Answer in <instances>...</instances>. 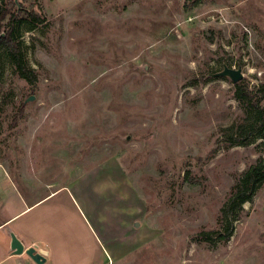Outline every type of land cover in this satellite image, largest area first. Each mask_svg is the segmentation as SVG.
I'll use <instances>...</instances> for the list:
<instances>
[{"label": "rangeland", "instance_id": "obj_1", "mask_svg": "<svg viewBox=\"0 0 264 264\" xmlns=\"http://www.w3.org/2000/svg\"><path fill=\"white\" fill-rule=\"evenodd\" d=\"M17 3L46 23L19 39L35 81L2 57L0 172L35 199L63 188L27 230L46 264H264V184L228 241L205 235L264 160V138L228 147L245 111L216 76L264 85V0Z\"/></svg>", "mask_w": 264, "mask_h": 264}, {"label": "trees", "instance_id": "obj_2", "mask_svg": "<svg viewBox=\"0 0 264 264\" xmlns=\"http://www.w3.org/2000/svg\"><path fill=\"white\" fill-rule=\"evenodd\" d=\"M46 18L38 11L28 10L11 0L0 9V78L2 75V57L15 67L23 80L33 82L37 76L29 68L20 42L21 31L27 24L30 29L44 25ZM4 52V54H3ZM235 99L244 108V118L224 130L229 148L248 146L255 138H264V85L251 90L243 81L235 84ZM264 184V160L252 164L238 179L230 197L221 210L222 230L205 234L228 241L234 233V220L243 211V205L252 200L258 189ZM235 215L234 217H232Z\"/></svg>", "mask_w": 264, "mask_h": 264}, {"label": "crops", "instance_id": "obj_3", "mask_svg": "<svg viewBox=\"0 0 264 264\" xmlns=\"http://www.w3.org/2000/svg\"><path fill=\"white\" fill-rule=\"evenodd\" d=\"M61 189L63 188L52 191L40 199H35L30 195L26 196L21 191L14 175L4 171L0 172V264L33 263L32 260L26 262L24 257L27 254L25 253L13 255L11 252L10 232H13L21 240L25 249L35 247L38 253L40 251L47 252L48 256H45V264L48 262L50 252L45 248L47 247L46 243L41 241L44 239L32 237L28 231L30 232L33 229V224L36 220L31 218V215L36 213L44 200L55 195ZM30 197L34 200H30ZM28 216L30 218L21 224V221ZM42 245L44 247H40Z\"/></svg>", "mask_w": 264, "mask_h": 264}, {"label": "water", "instance_id": "obj_4", "mask_svg": "<svg viewBox=\"0 0 264 264\" xmlns=\"http://www.w3.org/2000/svg\"><path fill=\"white\" fill-rule=\"evenodd\" d=\"M18 2V0H16ZM217 77H228L232 80L234 84H237L241 82L244 78V75L242 73V70H232L227 67L225 69L216 74ZM34 99V98H32ZM30 101V100H29ZM11 237V252L13 255H22L27 254L35 263L37 264H45V256H48V253L45 251L37 252V249L35 247H31L28 249H25V246L21 242V240L13 233L10 232Z\"/></svg>", "mask_w": 264, "mask_h": 264}]
</instances>
